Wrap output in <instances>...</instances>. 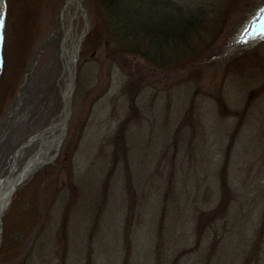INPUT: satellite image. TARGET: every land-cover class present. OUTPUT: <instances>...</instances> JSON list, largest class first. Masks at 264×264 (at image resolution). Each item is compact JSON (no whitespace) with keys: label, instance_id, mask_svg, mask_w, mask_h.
I'll list each match as a JSON object with an SVG mask.
<instances>
[{"label":"rangeland","instance_id":"obj_1","mask_svg":"<svg viewBox=\"0 0 264 264\" xmlns=\"http://www.w3.org/2000/svg\"><path fill=\"white\" fill-rule=\"evenodd\" d=\"M3 1L0 179L63 109L65 41L76 57L62 142L0 216V264H264V40L234 41L264 0H199L219 28L175 59L166 32L158 66L118 53L93 0Z\"/></svg>","mask_w":264,"mask_h":264},{"label":"trees","instance_id":"obj_2","mask_svg":"<svg viewBox=\"0 0 264 264\" xmlns=\"http://www.w3.org/2000/svg\"><path fill=\"white\" fill-rule=\"evenodd\" d=\"M93 1L100 8L108 37L115 44L118 53L121 55H137L157 66L160 62L154 61L152 58L154 54L149 53V51L155 52L159 47L161 49V41L163 40L164 43L173 37H169V33L166 34V32H176L180 35V37L170 40L167 45L168 47H166V49H175L176 47L175 59L182 51L189 50V40L204 37L205 34L208 36V32L210 35H213L222 23V20L211 14L206 9V5L202 4L199 0H190V4L184 7L176 4V1L173 0H146L149 3H146L147 5L145 4L144 8H142L143 4L141 3L145 2L144 0ZM167 6L178 11L182 19L180 25L173 27L172 24H169L168 30L161 27L160 22L162 17L169 15V12L164 11ZM137 11L139 13L141 11L144 12L146 15L145 19L141 20ZM150 16L155 20L147 21V17ZM208 22L211 23V26H209V30L207 31L205 26ZM158 40L160 43L157 45L156 42ZM165 58L162 56V61ZM5 243L2 244L3 247Z\"/></svg>","mask_w":264,"mask_h":264},{"label":"bare ground","instance_id":"obj_3","mask_svg":"<svg viewBox=\"0 0 264 264\" xmlns=\"http://www.w3.org/2000/svg\"><path fill=\"white\" fill-rule=\"evenodd\" d=\"M67 4L73 5V7H75V9L77 10L82 9L81 0H68ZM67 4L66 6H68ZM3 13H4V6H3ZM262 33H264V7L258 9L254 13V15L251 16L249 21L240 28L238 35L234 38V41L236 43L247 42L248 45H252L256 42L264 40V35H262ZM65 42L61 48V59H63L62 60L63 70L67 74V78L65 81V89L63 90L61 95L63 101V109L57 119L52 121L47 127L42 129L40 132L28 138L16 150L13 157L12 166L9 172L0 179V216L2 212L5 211V208L7 209L10 196L15 191L14 189L24 179L26 180V178L29 177L28 175H30L38 166L46 163L48 159H52L51 157H49L50 152L55 151L54 149L57 148L58 145L62 142V138H63L62 136H64L63 135L64 124L68 115L67 104L70 95L73 94V93L71 94V89L73 88L72 87L73 63L76 57L75 56L76 51L74 49L70 50L66 46ZM29 147H34V152L27 159L26 163L23 165L21 169L16 168L15 162L18 159V157L21 156L20 154L21 151Z\"/></svg>","mask_w":264,"mask_h":264},{"label":"snow or ice","instance_id":"obj_4","mask_svg":"<svg viewBox=\"0 0 264 264\" xmlns=\"http://www.w3.org/2000/svg\"><path fill=\"white\" fill-rule=\"evenodd\" d=\"M5 15L3 11H0V43L4 40L3 30L5 29ZM264 35V33H262Z\"/></svg>","mask_w":264,"mask_h":264},{"label":"water","instance_id":"obj_5","mask_svg":"<svg viewBox=\"0 0 264 264\" xmlns=\"http://www.w3.org/2000/svg\"><path fill=\"white\" fill-rule=\"evenodd\" d=\"M3 6H4L3 0H0V11H3Z\"/></svg>","mask_w":264,"mask_h":264}]
</instances>
